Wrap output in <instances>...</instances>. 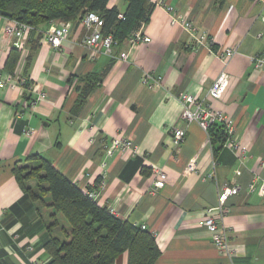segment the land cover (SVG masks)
Returning <instances> with one entry per match:
<instances>
[{"label": "crops", "instance_id": "1", "mask_svg": "<svg viewBox=\"0 0 264 264\" xmlns=\"http://www.w3.org/2000/svg\"><path fill=\"white\" fill-rule=\"evenodd\" d=\"M150 2L148 21L140 27L149 42L129 46L124 41L110 54H94L82 44L86 29L72 23L59 50L43 41L31 50L27 33L10 71L12 39L4 34L7 19L0 16V75H26L31 82L0 88V264H44L49 259L44 242L65 225L57 214L59 225L50 231V195L32 199L13 175L15 164L39 163L32 155L83 191H94L97 204L110 207L117 218L152 232L160 250L154 264L226 262L199 221L217 206L224 184L240 185L228 197L223 217L228 243L242 249L230 259L264 264V195L258 191L264 183V69L249 59L264 57V0ZM113 5L121 12L126 7L123 0H109ZM166 5L195 29L171 25ZM59 22H45L39 30ZM228 47L235 49L232 56L218 55ZM121 52L126 59L119 58ZM221 71L229 75L228 84L213 98L208 90ZM144 74L158 83H143ZM85 89L89 93L77 106ZM37 91L46 94L45 100L30 107ZM182 91L232 119L235 148L224 146L225 133L221 143H213L196 121L180 116ZM174 129L184 133L177 147ZM116 138L131 140L135 154L107 156ZM191 159L194 166L186 170ZM153 166L166 174L157 190L151 188ZM211 214L219 220L217 209ZM113 264H127V253Z\"/></svg>", "mask_w": 264, "mask_h": 264}, {"label": "trees", "instance_id": "2", "mask_svg": "<svg viewBox=\"0 0 264 264\" xmlns=\"http://www.w3.org/2000/svg\"><path fill=\"white\" fill-rule=\"evenodd\" d=\"M109 0H0V16L28 24L27 42L36 49L44 30L39 25L51 20L79 23L88 11L99 15L103 21L101 33L111 34L114 46L148 21L153 4L150 0H123V12L116 5L108 6ZM119 13L122 17H119ZM19 50L13 45L7 59V69L12 70ZM23 86L31 82L26 75ZM89 93L85 89L79 96L77 106ZM211 141L220 142L224 137L223 126L214 124L209 128ZM33 167L15 164L12 168L16 181L32 199L44 200L40 193L50 195L54 221L48 226L59 225L56 215H60L65 225H60L59 234H49L44 249L49 259L44 264H113L123 252L127 253V264H154L160 254L152 232L117 218L108 207L96 202L94 191H83L75 183L57 171L40 156ZM100 183V180L98 181ZM38 191V193H35ZM92 193V194H91Z\"/></svg>", "mask_w": 264, "mask_h": 264}, {"label": "built area", "instance_id": "3", "mask_svg": "<svg viewBox=\"0 0 264 264\" xmlns=\"http://www.w3.org/2000/svg\"><path fill=\"white\" fill-rule=\"evenodd\" d=\"M165 9L170 13L171 25L180 24L190 31L195 29V27L191 25L186 17L181 15L176 9H174L170 5H166ZM118 16L122 17V14L119 13ZM79 23L86 29V33L84 34L82 39V44L87 49H89L94 54L100 52L110 54L112 52V47L116 44V41L113 39L111 34L103 35L101 33L103 21L97 13L93 11L86 12L79 20ZM71 26L72 23L69 21H60L57 26L44 32L41 41L48 43L53 48L59 50L63 41L68 38ZM30 28L31 27L26 23L7 19V22L4 26V34L8 39L11 38V44L16 49L21 51L24 48L26 42V34L29 32ZM149 41L150 37L144 35L141 32V29L132 32L125 39V42L129 46ZM234 53L235 49L228 47L221 50L218 55L225 58L232 56ZM119 58L126 59L127 53H119ZM249 59L253 61L254 65L257 68L264 69V57L253 55L250 56ZM149 79L150 76L144 74L142 77V82L148 84L149 86H153L154 84L158 83V79L152 78L150 79V81ZM228 79L229 75L226 72L221 71L209 87L208 94L213 98H219L228 84ZM15 82H19L22 84L24 82V79L8 73L4 76L0 75V88H3L5 86H12ZM45 97L46 94L43 91H37L36 95L33 96L29 101L30 107H35L37 104L44 101ZM178 99L181 103L180 116L183 119H185L186 121H196L200 125V127L205 130L206 133H208L209 128L214 124L222 125L224 133L226 134L224 146H227L231 149L237 146L232 139L233 122L232 119L227 116V114L223 113L220 110H211L207 104L203 103L202 100H196L192 94L186 91L180 92L178 94ZM183 136L184 133L182 129H174L172 140L175 147L180 145L183 140ZM115 149L120 150L121 152L126 154L134 155L137 146L132 143L131 140H128L126 138H116L112 140V142L106 148V155H112V152ZM104 165L105 164L103 163V166ZM193 166L194 159H191L186 167V170H191ZM152 172L154 174V179L151 186L152 190L162 188L165 184L166 179L165 172L157 166L152 167ZM101 181L100 184H102ZM253 186V184H250L249 189H252ZM240 190V185L227 187V184H224L220 188V191L218 193L217 206L215 208L208 209L210 215L199 221V226L204 228L209 233L211 242L220 253V255L227 260L226 262L223 261L220 264H233L230 257H233V255L240 256L242 254V249L240 247L232 246L228 243L229 233L227 227L223 223V217L227 212L228 197L238 193ZM258 191L261 195H264V183L259 186ZM108 209L111 213H113V210L110 207ZM214 209L218 210L220 216L219 220L215 219L211 214ZM141 227L144 228V225H142Z\"/></svg>", "mask_w": 264, "mask_h": 264}, {"label": "rangeland", "instance_id": "4", "mask_svg": "<svg viewBox=\"0 0 264 264\" xmlns=\"http://www.w3.org/2000/svg\"><path fill=\"white\" fill-rule=\"evenodd\" d=\"M132 143H133V142H132ZM116 151H120V150H116V149H115V150L112 152V154L115 153ZM120 152H121V151H120ZM121 153H123V152H121ZM124 154H126V153H124ZM110 156H111V155H110Z\"/></svg>", "mask_w": 264, "mask_h": 264}]
</instances>
